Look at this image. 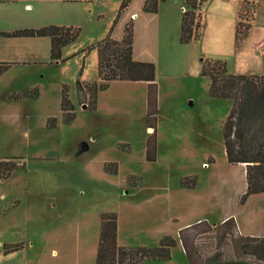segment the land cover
Masks as SVG:
<instances>
[{
  "label": "rangeland",
  "instance_id": "1",
  "mask_svg": "<svg viewBox=\"0 0 264 264\" xmlns=\"http://www.w3.org/2000/svg\"><path fill=\"white\" fill-rule=\"evenodd\" d=\"M207 1L200 7V36L186 44L179 42L186 8H178L181 0L163 1L157 20L133 21L134 55L156 67L159 157L148 162L143 156L152 129L143 111L144 82L109 85L107 93H98L95 111L76 88L77 82H99L96 52L83 50L108 36L122 0H0V32L45 23L80 29L59 62L50 61L47 39L0 38V60L12 64L0 78V160L23 164L0 181V264H95L101 213L121 220L122 247H156V241L129 231L138 218L162 219L161 232L177 242L174 259L143 264H188L178 231L198 217L189 214L191 205L196 213H209L200 220L219 224L233 217L242 235L264 236V194L240 205L245 167L225 159L222 124L232 101L211 98L207 78L200 76L201 66L216 60L225 62L229 74H264V0L239 2V9L236 1L242 0ZM140 2L133 0L120 14L112 38H121ZM239 13L241 29L251 26L241 40ZM62 85L74 107L70 124L59 108ZM35 87L37 98L10 99ZM50 117L57 120L53 129L46 127ZM107 162L117 163L116 175L103 171ZM192 176L196 190L189 192L180 182ZM131 177L141 183L130 185ZM15 244L22 249L4 255L3 248Z\"/></svg>",
  "mask_w": 264,
  "mask_h": 264
},
{
  "label": "trees",
  "instance_id": "2",
  "mask_svg": "<svg viewBox=\"0 0 264 264\" xmlns=\"http://www.w3.org/2000/svg\"><path fill=\"white\" fill-rule=\"evenodd\" d=\"M163 1L165 0H145L142 10L156 14L159 2ZM205 1L207 0H184L186 8L182 9L180 43L186 44L199 38L200 7ZM131 2L132 0H122L108 36L83 50L85 53L95 50L99 82L94 81L87 85L77 82L76 88L78 93L87 96L88 110L95 111L98 93L105 91L111 82H145L147 84L146 127L152 129L145 142V153L146 160L154 162L157 151L158 113L155 64L133 58L134 14L125 24L121 38L111 37L120 14L127 10ZM243 22L239 13L236 28V36L239 40L243 39L250 29V25L241 29ZM79 33L80 29L77 27L48 25L36 29L0 32V37H47L50 40L49 59L56 62L61 60L63 47L74 42ZM11 65L9 62H0V76ZM200 76L209 80L208 94L211 98L232 101V108L222 124V137L227 164L245 167L246 189L239 198V204L243 205L249 197L264 194V75L229 74L225 62L216 60L205 62L201 66ZM38 95L39 90L35 87L28 93L13 94L10 99L16 102L24 97L37 98ZM59 108L63 122L65 124L73 122L74 107L65 85L60 88ZM56 122L55 117H50L46 121V127L53 129L56 127ZM15 160L16 158L0 160V181L6 180L12 172L23 167V164H17ZM117 170L115 162H107L103 165L106 174L116 175ZM196 180L195 176L184 178L180 185L186 189H193ZM128 183L138 186L141 180L131 177ZM99 221L95 264H143L149 261L166 262L171 259V249L177 243L174 238L164 236L156 247H121L117 243V215L101 213ZM178 238L188 264H264V236L242 235L233 217L219 224H210L206 220L197 221L180 229ZM3 249L4 255H8L22 249V244L10 245Z\"/></svg>",
  "mask_w": 264,
  "mask_h": 264
},
{
  "label": "crops",
  "instance_id": "3",
  "mask_svg": "<svg viewBox=\"0 0 264 264\" xmlns=\"http://www.w3.org/2000/svg\"><path fill=\"white\" fill-rule=\"evenodd\" d=\"M62 1H72V0H62ZM144 1L145 0H141V2H140V5H139V7L136 9V10H134V11H132L130 14H129V18L131 17V15H133V21H134V25H139L140 23H142L145 19L146 20H151V19H158L159 17H160V14H159V9H161L160 8V5L163 3V2H159V4H158V10H157V13L156 14H150V13H147V12H144L143 10H142V6H143V3H144ZM166 1V0H165ZM164 1V2H165ZM243 1H245V0H242V1H236V8L237 9H239V2H243ZM132 2H133V0H132ZM131 2V3H132ZM208 1H206L203 5H205L206 3H207ZM248 2H253L254 4H255V0H252V1H248ZM130 3V4H131ZM182 3H184V0H181V2L179 3V5H178V8H180V7H182L183 6V4ZM26 5V4H25ZM202 5V6H203ZM256 5V4H255ZM26 6H28V5H26ZM201 6V7H202ZM1 8H3L2 6H0V10H1ZM29 8V7H28ZM30 11H33V7H32V9L30 10ZM178 11V10H177ZM179 12V11H178ZM177 12V17H179V13ZM237 13H238V10H237ZM251 24V23H250ZM48 24L47 23H45V24H41V25H39V26H35V27H33V29L35 28H40V27H44V26H47ZM50 25V24H49ZM52 25V24H51ZM54 25V24H53ZM55 25H59V24H57V23H55ZM60 26V25H59ZM64 26H67V25H64ZM176 26V28L178 27L177 26V24L175 25ZM236 26V25H235ZM251 27V26H250ZM179 28V27H178ZM4 32H10V30H3ZM12 31V30H11ZM249 32V31H248ZM247 35H248V33H247ZM246 35V36H247ZM0 38H5V37H0ZM245 38V37H244ZM8 39H12V38H8ZM18 39H47L48 41H49V43H48V41H45L46 43V46L48 47V44H49V47H50V40H49V38H47V37H43V38H18ZM264 50V49H263ZM263 50L261 51V53H263ZM133 58L135 59V60H137V61H141V59H139V58H137V57H135V55H134V52H133ZM0 62H5V61H3V60H0ZM57 62H59V61H57ZM15 64V63H14ZM252 73V72H251ZM5 74V73H4ZM3 74V75H4ZM254 73H252V74H247V75H253ZM3 75L2 76H0V78H2L3 77ZM254 75H256V74H254ZM261 75H264V74H261ZM129 83H136V82H119V81H115V82H111L110 83V86H111V84H113V85H115V84H120V85H122V88H124L125 86H127V84H129ZM142 83V82H141ZM206 88H207V92H208V88H209V80L207 79V81H206ZM141 89H142V92H141V94H142V97H143V99H142V105H143V111H144V113H146V91H147V84L144 82V83H142L141 84ZM111 89V88H110ZM110 89H108L107 91H109ZM27 92H29V91H27ZM27 92H25V93H27ZM104 93H107L106 91L104 92ZM120 93L121 94H119L117 97L118 98H120L121 100L124 98V94H122V93H124V92H121L120 91ZM14 94H24V93H20V92H18V93H15L14 92ZM101 95H103V93H101ZM101 95H99L98 96V100L100 99V96ZM25 98V97H24ZM101 99H102V97H101ZM144 100V101H143ZM99 101H97V108L99 107ZM144 105H145V108H144ZM157 151H156V160L155 161H157V159H158V157H159V154H158V151H159V146H158V141H159V136H158V122H157ZM149 132H150V130H149ZM190 150H192L193 149V147H191V148H189ZM146 151H145V149H144V160H146V153H145ZM147 161V160H146ZM154 161V162H155ZM231 166V165H230ZM238 166H243V165H235V166H232V167H238ZM242 174L243 175H241V176H243L244 178H245V169L243 170V172H242ZM245 189H246V185L244 186V189H243V191H245ZM196 190V187L195 188H193V189H190L189 190V192H194ZM242 191V192H243ZM216 203H217V205L218 204H220V201H218V200H216ZM208 208V207H207ZM159 212V211H158ZM205 212H203V213H196L195 211H193V206L191 205L190 207H189V214L190 215H198V217H196V218H192V219H187L186 220V224L185 225H183V226H181V227H179V228H184V227H186V226H189V225H191V224H194L195 222H197V221H200V218H202L203 216H207V215H205L204 214ZM159 215H161L160 213H159ZM202 215V216H201ZM154 216L156 217V215L154 214ZM170 216H172V215H170V212H168L167 213V221H168V219H169V217ZM155 217H152V216H149V217H146V218H138L137 220H136V222H135V230L132 232V231H129V232H131V233H133V234H136V235H138V234H143L147 239H151L153 242H155L156 241V243H158L159 244V241L161 240V238L164 236V234L161 232V230H160V223L159 222H161V218L159 217L158 218V221H157V217L155 218ZM229 218V217H228ZM227 219V218H226ZM205 220V219H204ZM225 220V219H224ZM223 220V221H224ZM207 221V220H206ZM117 223H118V230H117V243H118V245L119 246H124V244L121 242L120 243V237H119V233H121V229H122V226H121V220L118 218V216H117ZM137 225H139V227H137ZM99 231H100V221H99ZM119 232V233H118ZM97 237H99V235L97 236ZM97 243H98V241H97ZM178 243H179V245H180V242L178 241ZM10 244H12V243H10ZM157 244V245H158ZM182 247V246H181ZM183 250V249H182ZM96 251H97V244H96V246L94 247V250H93V254H92V257L94 258V262H95V256H96ZM185 256V255H184ZM174 259V255L173 254H171V259L169 260V261H166V262H171L172 260ZM149 262H151V261H149ZM154 262V261H153Z\"/></svg>",
  "mask_w": 264,
  "mask_h": 264
},
{
  "label": "water",
  "instance_id": "4",
  "mask_svg": "<svg viewBox=\"0 0 264 264\" xmlns=\"http://www.w3.org/2000/svg\"><path fill=\"white\" fill-rule=\"evenodd\" d=\"M83 107H85V106H83ZM151 131V130H150Z\"/></svg>",
  "mask_w": 264,
  "mask_h": 264
}]
</instances>
